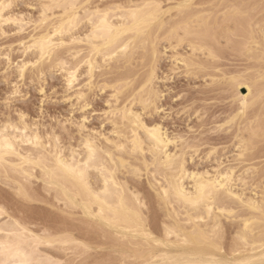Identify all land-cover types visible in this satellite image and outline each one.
Returning <instances> with one entry per match:
<instances>
[{
  "label": "rangeland",
  "instance_id": "rangeland-1",
  "mask_svg": "<svg viewBox=\"0 0 264 264\" xmlns=\"http://www.w3.org/2000/svg\"><path fill=\"white\" fill-rule=\"evenodd\" d=\"M50 1L0 0V3H6L0 17V127L9 121L17 122L21 115H25L23 120L30 125L35 123L34 128H38L40 134L45 136L44 142L49 139L50 144H54V138L59 136V145L67 148V153L70 146L78 150L80 124L88 128L83 133H101L97 136L102 144L107 145L105 139H109L114 142L122 140L129 146V137L132 135L124 114L130 110L140 114L149 125L157 123L163 126L162 131L169 137L183 139H180L181 142L176 140L177 144L170 146V152L175 149L179 151L186 142L184 149L187 152L188 169L200 172L206 169L213 174L217 168L225 170L234 167L236 178L246 179L247 186L238 180L234 183L236 187L233 191L243 194L244 200L250 197L259 202L264 200V0H74V12L80 15L81 23L68 34L55 31L67 15L59 3L62 0L49 4ZM106 8L114 14L112 20L117 27L123 22L119 15L124 16L129 9L140 11L158 8L160 15L145 26L141 36L136 35L134 30L125 33L119 44L129 38L130 41L124 42L129 44L128 48L119 50V54L109 58L104 56V46L95 51V45L86 40V35L91 34H88V30H92L88 14L103 13ZM128 26L133 27L132 24ZM47 33H52L58 47L47 61H38V52L31 43L39 35ZM192 45L197 48L203 46V49L195 50ZM57 56L63 57L66 62L64 71L53 67V59ZM183 60L192 61V67ZM22 63L27 64L21 74L19 66ZM89 65H94L93 73ZM68 70H77L75 85L68 86L66 82ZM238 81L244 84L241 93L246 94L247 90L250 93L243 116L239 115L243 110L237 90ZM150 91H160L158 94L161 96L155 101L156 107L146 109L144 104L147 106V103L141 100L149 98ZM85 103L88 106L85 107ZM242 140L249 142L250 150L239 158L241 148L238 146ZM187 146H195V152L198 153H193V148L186 149ZM126 152V155L132 156L129 150ZM210 152L215 153L214 156ZM9 157L17 161V155ZM7 165L14 167L10 163ZM7 168H1L0 173V208L3 213L0 220L19 221L28 227L31 235L58 240L51 247L50 244L38 246L39 251H36L42 256H50L61 264H142L164 248L162 244L147 241L143 237L129 242L117 235L114 229L99 223L96 225L95 220L82 214L81 208L72 213V209L62 202L57 199L54 201L58 194L56 190L52 191L50 187V193L46 190L49 187L45 186L44 189L46 183L41 180L40 169L34 171L31 188L30 182H27L29 191L24 177ZM36 176L39 178L36 179ZM151 178L144 175L130 182L145 202L146 224L156 231H162V224L169 220L165 219V211L158 204L156 192L149 184ZM19 179L25 182H19ZM187 182L186 187L190 188V180ZM24 186L27 187L28 197H23L24 194L17 190ZM242 205L238 200L232 204L237 215L231 218L232 225L231 221L223 218L225 228L222 230L224 233L221 231L222 242L219 241L226 252L236 241L235 226L242 225L246 216L254 214ZM232 226L235 230H232ZM154 234V237L162 239L159 232ZM71 238L74 241H61ZM117 249H122V252Z\"/></svg>",
  "mask_w": 264,
  "mask_h": 264
},
{
  "label": "bare ground",
  "instance_id": "bare-ground-1",
  "mask_svg": "<svg viewBox=\"0 0 264 264\" xmlns=\"http://www.w3.org/2000/svg\"><path fill=\"white\" fill-rule=\"evenodd\" d=\"M54 1L56 2L57 0H52L49 2V4ZM59 3L61 7L63 6V10L67 15L65 19L61 21L55 31L57 33L68 34L70 31H74V29L78 27V25L81 23V18H79L80 15L78 16L77 12H74V0H62L61 2L59 1ZM5 6V2L0 3V17L1 11ZM56 7L58 8V4H56ZM46 9L48 10L49 6ZM108 9L103 13L96 12L97 14H94L92 12L89 13L88 11V18H86L91 22L92 30H88V34H90L89 32H91V34L86 35L87 37H84H86V40H88L91 44L95 45V51L98 47L104 46L105 49L102 50L104 56L109 58H111L114 54H119V50L125 51L128 48L129 44H124V42L128 41L129 38L127 40H124L123 43L119 44L121 37L125 33L134 30L136 32V35L141 36V34H144L145 32V26L148 25V23L152 21L153 18H158L160 15L158 8H155L153 10L140 11H130L129 9V12H127V14L124 13V16L121 17V15H119V17L123 19V22L120 26L117 27V24H114V20H112V15L114 14H111V10H109V12ZM112 12H114V10H112ZM82 14H84V12ZM116 16L118 15H115L114 17ZM11 17H13V15H11ZM43 19L45 20V18ZM128 24H132L133 27H129ZM188 33L191 34L192 32ZM144 40L142 41L144 42ZM153 40L155 41V39ZM263 40L262 42L264 43ZM55 42L56 40H54L52 33L41 34L36 39H34L33 44L31 43V46L38 52V61L44 59L46 60L52 56L54 49L58 47ZM140 42L141 41H139V43ZM58 45L60 46V44ZM136 45L138 44L136 43ZM192 46L195 50L201 51L203 49V46L200 48H197L195 45ZM153 50L155 49L153 48ZM209 54H212L211 51H209ZM94 58L95 53L93 61ZM53 60V67H55L56 69L61 68L64 71L66 62H64L63 57L61 58L60 56H57ZM183 62H185L187 66L192 65V61L188 62L187 60H183ZM23 63L21 66H19L21 74L23 73V70L27 64ZM45 64H47V62ZM89 66L91 73H93L92 71L95 68L94 65ZM76 71L68 70L67 76L65 75L67 77L66 82L68 83V86H72L75 83L77 78ZM236 84L237 90L239 91L241 111L243 110L239 115L243 116L248 105V96L250 93L249 90H247L246 94L241 93V89H243L244 84L239 81ZM16 88L18 89V87ZM71 89H74V87H72ZM158 92L155 93L150 91L148 92L149 98L141 100L143 103H147V106L144 104L146 109L150 108L151 106L156 107L155 101L160 98L159 96H161V94H158ZM79 96L81 98V95ZM86 105L87 104L85 103L84 106L86 107ZM85 107L83 109H86ZM23 116L21 115L17 122L7 121V123L6 121H4L7 124H4L0 127V173L2 172L1 168L8 167V171H12L14 173L17 172L18 175L21 174L22 178L24 177L23 179H25L26 182L23 180L22 181L27 185L30 182L29 184L31 188V178L35 177L34 171L36 169H40L41 180L46 183L44 187H49L48 189H46V187L44 189L48 191L51 189L52 191L56 190L58 194H56L55 199L53 197L54 201L57 199L59 202H62L64 206L72 209V213H74L76 209L78 211V208H81L83 211L82 214L85 215L88 219L95 220L96 225L97 223H99L104 225L105 227H108V229H114L117 235H121L123 239L125 238L129 242H133L135 239L143 237V239L147 241H153L156 244L163 245L162 247L164 248L158 250V254H154L147 261L142 262V264H264V200L259 202L251 197L244 200L245 196L243 197V194L236 193L237 191L235 192V190L233 191V188L236 187V181L240 180L241 183H244V185L247 184L245 183L246 179L236 178L235 169H233L234 167H227L228 169L225 170H223V168L222 170L217 168L214 172H212L213 174L206 171V169L204 172L196 170L192 171L191 169H188V159L186 158L187 152L184 149L186 146V142L182 144L180 150L178 149L179 151H176V149L174 148V152H170V146L172 144L176 145V140L181 139L183 141V139L169 137L162 131L163 126L157 123L149 125L143 121L140 114L132 112L130 110L124 114V118L128 123V128L130 129L132 135L131 138L129 137V139H131L129 146L122 140L114 142L110 141L109 139H105L107 145L102 144L103 142L100 143L102 140H100L99 136H97L101 133H97V135L96 133H92L94 131H90V133L85 131L86 133H83L86 127L84 126V124L82 126L80 124V130L78 129L80 134V140L77 147L78 150L75 147L73 148L72 146H70V148H68V153L66 152L67 148L65 149L64 146L60 147L61 144L59 145V136L58 138L57 136L56 138H54V144H50L51 140L49 139L48 142H44L43 138H45V136L43 135V137L40 134L38 128H34L35 123H33V125H30L25 120H23ZM235 118L236 117H234V119ZM83 119L84 118H82V120ZM86 130L88 131V128ZM130 131L128 130L127 134H129ZM119 133L122 132L120 131ZM194 147L195 146H190L191 149H194ZM238 147L241 148L240 157L238 156L239 158L243 157L245 153L250 150L249 142L247 141L243 142L242 140ZM187 148L188 146L186 147V149ZM128 150L129 154L132 156L126 155V151ZM193 151V153H198V151L195 152V149ZM13 155H17V161L11 160L13 159V157L9 159V156ZM7 163L13 164L14 167H9L10 165L8 166ZM12 172L10 173L12 174ZM144 175H148L153 178H151L152 180H149V184L151 188L156 192L158 204L161 205L162 209H164L165 211V214H163L166 217L165 219L168 218L169 220H166L167 222L162 224V231H156V229H153L150 225L146 224L147 222L144 218L145 202L143 198L140 197V193L137 190L133 189L135 187H133L132 182H130L137 181ZM37 177L38 176H36V179L39 178ZM188 180H190V183L192 185L190 188L186 187V182ZM22 181L20 180L19 182ZM26 186L17 189L21 194H24L23 197H28ZM235 200H238L239 203L241 202V205L243 204L242 206L247 207L252 213L256 215L251 214L253 216H246V218L241 223L242 225L238 224V227L235 226L237 229L235 231L236 241L235 243L232 242L234 244L231 245V249L229 248L230 250L226 252L223 250V247L221 245V233L225 228V222L223 218H225V221L227 219V221H231L230 225H232L231 218L237 216L235 214L234 208L232 207V204L236 202ZM2 214V209L0 208V218H2ZM0 221H2V223L0 222V264H61L60 262L53 261V259L50 258L49 255V257H44V254L42 256L36 251V249L39 251L38 246H40L41 244H50L49 247H51V245L53 246V244L58 240L31 235V231L28 229V227L24 226L19 221ZM101 228L103 229V227ZM233 228L234 226H232V230H235ZM154 232H159L162 236V239L154 237ZM70 240L74 241V238L61 241L69 242ZM219 240H221V242ZM126 243L128 244V242ZM135 243L139 244L138 242ZM117 250H120V252H122V249ZM154 253H156V251ZM124 254L126 253L124 252ZM130 256L132 257V255ZM157 259H159V261Z\"/></svg>",
  "mask_w": 264,
  "mask_h": 264
}]
</instances>
